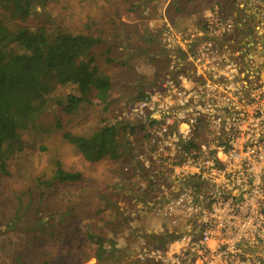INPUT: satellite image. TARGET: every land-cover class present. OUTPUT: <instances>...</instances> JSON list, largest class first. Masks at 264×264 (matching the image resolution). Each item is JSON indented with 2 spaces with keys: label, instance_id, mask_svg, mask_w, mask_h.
I'll return each mask as SVG.
<instances>
[{
  "label": "built area",
  "instance_id": "1",
  "mask_svg": "<svg viewBox=\"0 0 264 264\" xmlns=\"http://www.w3.org/2000/svg\"><path fill=\"white\" fill-rule=\"evenodd\" d=\"M226 3L184 29L164 17V73L113 113L123 170L174 237L138 264H264V0Z\"/></svg>",
  "mask_w": 264,
  "mask_h": 264
},
{
  "label": "rangeland",
  "instance_id": "2",
  "mask_svg": "<svg viewBox=\"0 0 264 264\" xmlns=\"http://www.w3.org/2000/svg\"><path fill=\"white\" fill-rule=\"evenodd\" d=\"M166 2L50 0L25 21H10L0 9V19L11 28L30 32L44 28L51 35L98 39L91 58L84 60L91 59L111 82L106 107L93 101L73 116L65 105L68 95L78 94L76 87H57L25 134L24 152L9 161L8 175L0 174V264H100L93 257L96 247L86 238L88 231L104 239L106 249L114 243L121 251L117 264H138L136 250L153 245L152 237L164 234L149 216L148 197L124 172L126 158L89 163L63 134L90 135L110 125L117 108L137 101L162 76L169 60L158 33L167 17ZM121 138L124 143L122 131ZM56 162L66 171L79 172L82 181L53 190L38 186L37 177L49 180Z\"/></svg>",
  "mask_w": 264,
  "mask_h": 264
},
{
  "label": "trees",
  "instance_id": "3",
  "mask_svg": "<svg viewBox=\"0 0 264 264\" xmlns=\"http://www.w3.org/2000/svg\"><path fill=\"white\" fill-rule=\"evenodd\" d=\"M49 1L0 0V9L6 11L10 21H25ZM4 22L0 19V174L8 175L9 161L24 152L25 134L34 127L35 120L57 87H76L78 94L68 95L65 105L66 112L73 116L93 101L106 107L105 97L111 89V82L92 65L91 59L89 62L84 60L91 58L92 49L100 42L98 39L66 33L51 35L44 28L30 32L11 28ZM14 47L19 52H15ZM79 62L83 65L81 69L75 67ZM112 120L110 125L96 129L90 135L65 132L63 138L89 163L104 159L123 161L126 151L121 138L122 128ZM36 181L38 186L53 190L57 185L80 183L82 175L66 171L56 162L49 180L39 176ZM86 238L96 247L93 257L98 263L119 262L121 251L114 248V243L106 249L104 239L90 231ZM173 238L172 235L152 237L160 247Z\"/></svg>",
  "mask_w": 264,
  "mask_h": 264
},
{
  "label": "crops",
  "instance_id": "4",
  "mask_svg": "<svg viewBox=\"0 0 264 264\" xmlns=\"http://www.w3.org/2000/svg\"><path fill=\"white\" fill-rule=\"evenodd\" d=\"M214 1L222 2V0H167L165 17L176 29H184L195 23L203 7Z\"/></svg>",
  "mask_w": 264,
  "mask_h": 264
}]
</instances>
